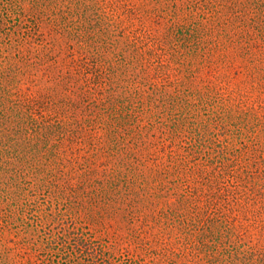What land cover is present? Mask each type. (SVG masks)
Returning a JSON list of instances; mask_svg holds the SVG:
<instances>
[{
    "label": "rangeland",
    "instance_id": "rangeland-1",
    "mask_svg": "<svg viewBox=\"0 0 264 264\" xmlns=\"http://www.w3.org/2000/svg\"><path fill=\"white\" fill-rule=\"evenodd\" d=\"M0 117L73 140L0 158V264H264V0H0Z\"/></svg>",
    "mask_w": 264,
    "mask_h": 264
},
{
    "label": "trees",
    "instance_id": "trees-1",
    "mask_svg": "<svg viewBox=\"0 0 264 264\" xmlns=\"http://www.w3.org/2000/svg\"><path fill=\"white\" fill-rule=\"evenodd\" d=\"M86 83L80 86L81 90L85 93L88 92V83L87 80H84ZM86 88V89H84ZM1 118V117H0ZM55 124L50 123V118L48 120H41L40 122H35L34 119H27L21 123H17L14 126H9V124L0 122V158L5 154H12L18 150L16 154L22 155H31V154H43L46 156L48 161H58V157L64 153L65 148H67V142H73L68 136L63 137L54 134V132L59 131L60 133L64 131L63 124L54 120ZM55 128V130H54ZM11 150H13L11 152ZM33 156V155H32ZM254 190V188L252 189ZM256 195L261 199L259 202L255 201L254 203L260 204V208L264 211V186H259V190ZM251 199H255L254 197ZM242 254V252H239ZM252 253L246 251V253L241 256L234 254L230 264H255Z\"/></svg>",
    "mask_w": 264,
    "mask_h": 264
}]
</instances>
